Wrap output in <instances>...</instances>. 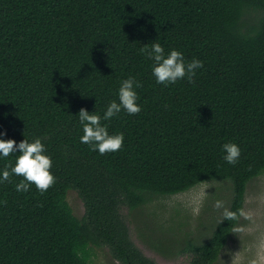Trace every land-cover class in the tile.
Wrapping results in <instances>:
<instances>
[{
    "label": "trees",
    "instance_id": "16d2710c",
    "mask_svg": "<svg viewBox=\"0 0 264 264\" xmlns=\"http://www.w3.org/2000/svg\"><path fill=\"white\" fill-rule=\"evenodd\" d=\"M262 173L264 0H0V264H157L133 217L221 180L204 232H140L216 264Z\"/></svg>",
    "mask_w": 264,
    "mask_h": 264
},
{
    "label": "rangeland",
    "instance_id": "374dc122",
    "mask_svg": "<svg viewBox=\"0 0 264 264\" xmlns=\"http://www.w3.org/2000/svg\"><path fill=\"white\" fill-rule=\"evenodd\" d=\"M227 195L228 184L225 181L213 180L199 183L176 194L158 197L147 209L144 208L147 213L154 215V219L147 215L141 218L142 213L133 217V223L135 221L137 227L132 226V236L157 264L183 263L186 255L164 254L161 250L152 248L140 232L156 226L159 222L164 224L160 226V232L174 236L178 234L176 225L183 222V231L200 234L207 229L212 219L220 216L227 205L224 197ZM67 200L74 214L81 217L84 205L76 191L69 190ZM90 264L121 263L114 259L104 246L92 248ZM216 264H264V173L248 182L240 222Z\"/></svg>",
    "mask_w": 264,
    "mask_h": 264
}]
</instances>
